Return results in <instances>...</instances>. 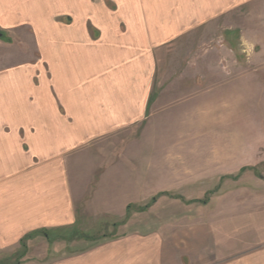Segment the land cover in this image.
Listing matches in <instances>:
<instances>
[{"label": "crops", "instance_id": "obj_1", "mask_svg": "<svg viewBox=\"0 0 264 264\" xmlns=\"http://www.w3.org/2000/svg\"><path fill=\"white\" fill-rule=\"evenodd\" d=\"M253 16L264 0H0V262L29 236L71 238L87 210L121 216L137 202L121 168L136 131L199 124L198 61L179 83L169 70L216 34L251 33ZM260 205L244 207L241 249L214 216L195 236L132 231L21 264H264Z\"/></svg>", "mask_w": 264, "mask_h": 264}, {"label": "rangeland", "instance_id": "obj_2", "mask_svg": "<svg viewBox=\"0 0 264 264\" xmlns=\"http://www.w3.org/2000/svg\"><path fill=\"white\" fill-rule=\"evenodd\" d=\"M252 21L251 33L216 34L210 42H199V51L188 52L192 55L189 66L169 70L173 84L179 83L185 70L197 69L198 61L199 124H143L136 131L137 142L131 144L129 160L121 168L124 172L127 166L133 169V176L123 179L139 184L137 202L128 204L121 216L93 215L96 210H87L91 214H80L83 223L71 238L29 236L0 264L25 263L33 252L38 259L65 257L132 231L195 236L199 222L210 223L214 216L217 223L227 225L225 230H230L241 249L244 207L247 203L264 207V29L255 26L264 17L253 16ZM162 65H158L160 73ZM122 148L124 145L109 147L107 163L117 155L120 158ZM95 182L91 179L88 195ZM161 191L168 194L157 197ZM209 191L205 205L185 202L204 198Z\"/></svg>", "mask_w": 264, "mask_h": 264}, {"label": "trees", "instance_id": "obj_3", "mask_svg": "<svg viewBox=\"0 0 264 264\" xmlns=\"http://www.w3.org/2000/svg\"><path fill=\"white\" fill-rule=\"evenodd\" d=\"M1 39H3V40H6V41H10V38L6 35V34H4L3 33V36L1 37ZM252 167H244V168H242L243 170H246V169H251ZM242 169L240 170V172L242 171ZM238 175H230V176H226V177H230V178H236ZM211 191H209L208 193H206V197H204V198H202V199H191V200H186L185 202H187V203H192V202H199V203H206L207 201H208V199H209V193H210ZM164 194H168V192H166V191H161V192H158V195H157V197L158 196H161V195H164ZM173 198H179V199H182V197L181 196H173ZM156 200V195L152 198V200H151V202H154ZM128 207V206H127ZM22 242V241H21ZM22 244V243H21Z\"/></svg>", "mask_w": 264, "mask_h": 264}, {"label": "water", "instance_id": "obj_4", "mask_svg": "<svg viewBox=\"0 0 264 264\" xmlns=\"http://www.w3.org/2000/svg\"><path fill=\"white\" fill-rule=\"evenodd\" d=\"M3 36V33L2 32H0V38Z\"/></svg>", "mask_w": 264, "mask_h": 264}]
</instances>
